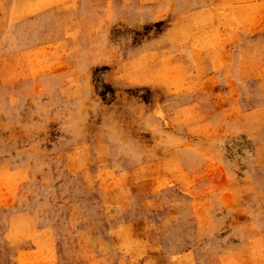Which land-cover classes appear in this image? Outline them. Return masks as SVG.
<instances>
[{"label": "rangeland", "instance_id": "rangeland-1", "mask_svg": "<svg viewBox=\"0 0 264 264\" xmlns=\"http://www.w3.org/2000/svg\"><path fill=\"white\" fill-rule=\"evenodd\" d=\"M0 264H264V0H0Z\"/></svg>", "mask_w": 264, "mask_h": 264}]
</instances>
